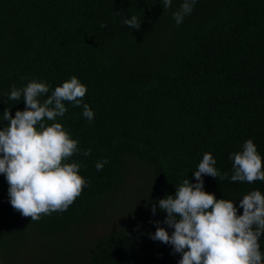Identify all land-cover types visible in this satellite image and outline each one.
I'll return each instance as SVG.
<instances>
[{
    "label": "trees",
    "instance_id": "1",
    "mask_svg": "<svg viewBox=\"0 0 264 264\" xmlns=\"http://www.w3.org/2000/svg\"><path fill=\"white\" fill-rule=\"evenodd\" d=\"M182 2L164 10L161 0H0V130L5 109H25L23 97L8 98L11 87L31 79L50 95L77 77L94 112L89 121L65 102L56 121L79 140L68 162L88 181L67 211L24 218L0 175V264H178L170 245L150 239L156 221L167 227L158 204L156 215L150 209L183 179L196 183L204 153L228 173L204 176L206 192L238 209L249 191L264 194V181L231 182L229 159L251 139L264 160V0H197L177 26ZM133 15L139 30L123 24ZM101 224L109 233L94 237Z\"/></svg>",
    "mask_w": 264,
    "mask_h": 264
},
{
    "label": "clouds",
    "instance_id": "2",
    "mask_svg": "<svg viewBox=\"0 0 264 264\" xmlns=\"http://www.w3.org/2000/svg\"><path fill=\"white\" fill-rule=\"evenodd\" d=\"M163 9L172 6V0H161ZM197 0H183L173 13L177 26L190 15ZM123 24L139 30L141 22L133 15L123 18ZM101 27H106L102 24ZM45 81L31 79L25 86L11 87L8 98L19 101L23 97L25 109L4 110L2 119L7 126L0 130V175L8 184L9 203L24 218L39 221L42 216L64 212L82 194L88 181L80 175L81 165L68 162L81 151L79 140L57 121L68 109L82 107L83 117L94 119V112L83 98L87 87L72 76L50 92ZM42 96H47L41 100ZM91 149L82 154L89 156ZM232 163L231 182L264 181V160L251 139L242 150L229 156ZM109 160L97 161V171H102ZM211 153H204L197 170L193 172L196 183L188 178L176 186L174 195H166L152 203L151 212L165 214L163 224L156 221V231L150 239L172 247V254H180L178 264H264V251L260 240L264 237V194L249 191L239 202L217 199L204 190V176L228 179L215 167ZM168 229H173L169 234Z\"/></svg>",
    "mask_w": 264,
    "mask_h": 264
},
{
    "label": "rangeland",
    "instance_id": "3",
    "mask_svg": "<svg viewBox=\"0 0 264 264\" xmlns=\"http://www.w3.org/2000/svg\"><path fill=\"white\" fill-rule=\"evenodd\" d=\"M135 182L138 184V185H140V182L139 181H136L135 180ZM132 188H134V186H131V189ZM136 200L135 199H131L130 201H129V208L127 209V211H128V213L135 207V204H136ZM131 208V209H130ZM127 212H124V214L127 216V214H128ZM97 229H94V230H92V233H93V236L94 237H99V236H101V235H103V234H107V233H109L108 231H109V229H108V227L105 225V226H103L102 224L101 225H97V227H96ZM22 264H32V263H30L29 261H26V262H22Z\"/></svg>",
    "mask_w": 264,
    "mask_h": 264
}]
</instances>
